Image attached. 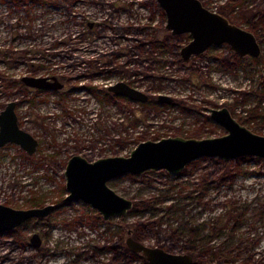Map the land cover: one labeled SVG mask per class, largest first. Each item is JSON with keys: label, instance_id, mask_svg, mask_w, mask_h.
Listing matches in <instances>:
<instances>
[{"label": "rangeland", "instance_id": "374dc122", "mask_svg": "<svg viewBox=\"0 0 264 264\" xmlns=\"http://www.w3.org/2000/svg\"><path fill=\"white\" fill-rule=\"evenodd\" d=\"M238 1L202 0L253 30L261 54L240 56L222 42L185 60L181 48L192 36L167 28L158 0H0V109L16 100L20 125L39 139L32 154L16 142L0 146V203L56 205L0 232V264H150L129 249L130 235L191 252L194 264H212L216 253L234 260L228 264H264V157L205 155L179 173L114 177L110 186L134 205L109 219L82 199H64L73 154L94 160L128 155L145 139L226 133L210 108L227 106L264 134V0ZM23 75L63 85L36 88ZM119 80L148 99L108 88Z\"/></svg>", "mask_w": 264, "mask_h": 264}, {"label": "water", "instance_id": "95a60500", "mask_svg": "<svg viewBox=\"0 0 264 264\" xmlns=\"http://www.w3.org/2000/svg\"><path fill=\"white\" fill-rule=\"evenodd\" d=\"M167 16V28L174 34L189 32L191 40L181 48L182 57L188 60L214 44L227 42L240 56H259L262 45L255 32L206 6L202 0H158ZM264 76V66L262 68ZM22 80L34 87H62L56 76L23 75ZM117 94L132 99L147 100L143 90L119 80L108 85ZM161 101H172L167 94H159ZM16 100L0 109V146L7 142L20 144L29 153L36 151L38 138L24 129L16 112ZM211 116L227 132L217 136L194 137L170 135L140 141L130 154L102 156L89 160L80 153L67 162L65 201L82 199L95 207L105 219L123 216L134 205L131 198L117 192L109 180L125 173H142L148 169L164 168L171 173L181 172L188 163L200 156H220L225 159L242 155L264 157V134L258 133L239 121L227 106L210 108ZM54 203L18 208L0 203V232L12 229L32 217H45L55 209ZM33 245L40 246L38 232L30 237ZM126 243L131 251L142 252L150 264H194L191 252H174L159 245H150L128 236Z\"/></svg>", "mask_w": 264, "mask_h": 264}, {"label": "trees", "instance_id": "16d2710c", "mask_svg": "<svg viewBox=\"0 0 264 264\" xmlns=\"http://www.w3.org/2000/svg\"><path fill=\"white\" fill-rule=\"evenodd\" d=\"M241 1L240 4H242V6H244L243 4V0H239ZM239 1H238V4H239ZM260 39V38H259ZM261 40V39H260ZM40 202L39 201H35L34 204H39ZM189 249H194V246H189ZM207 251V250H206ZM219 252V251H217ZM212 256V255H211ZM210 256V259H211V262L212 264H228L229 262L234 261L233 259H229L227 256H224L222 254H219V253H216V255ZM210 261V260H209ZM237 264H242L241 262H238Z\"/></svg>", "mask_w": 264, "mask_h": 264}, {"label": "flooded vegetation", "instance_id": "af4514ba", "mask_svg": "<svg viewBox=\"0 0 264 264\" xmlns=\"http://www.w3.org/2000/svg\"><path fill=\"white\" fill-rule=\"evenodd\" d=\"M230 20H231V19H230ZM231 21H232V20H231ZM258 39H259V38H258ZM206 50H207V49H206ZM30 86H31V85H30ZM33 87H34V86H33ZM36 88H41V87H36ZM43 88H45V87H43ZM1 109H2V108H1ZM38 141H39V139H38ZM38 145H39V142H38ZM37 148H38V146H37ZM36 150H37V149H36ZM26 151H27V150H26ZM27 152H28V151H27ZM34 152H35V151H34ZM28 153H29V152H28ZM29 154H32V153H29ZM24 222H25V221H24ZM24 222H23V223H24ZM23 223H22V224H23ZM20 225H21V224H20ZM18 226H19V225H18ZM16 227H17V226H16ZM14 228H15V227H14ZM14 228H12V229H14Z\"/></svg>", "mask_w": 264, "mask_h": 264}]
</instances>
